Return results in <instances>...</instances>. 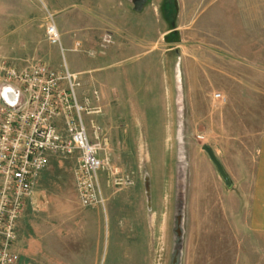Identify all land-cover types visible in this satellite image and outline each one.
<instances>
[{
	"label": "rangeland",
	"instance_id": "374dc122",
	"mask_svg": "<svg viewBox=\"0 0 264 264\" xmlns=\"http://www.w3.org/2000/svg\"><path fill=\"white\" fill-rule=\"evenodd\" d=\"M142 5L0 0V55L15 54L21 63L35 59L58 70L100 67L80 74V92L128 83L122 114L135 160L118 158L110 147L111 163L132 181L123 172L139 165L148 190L140 192L139 212L131 214L140 217L134 224L141 232L120 248L112 239L98 264H264V233L249 229L264 137V0H148ZM47 12L63 52L45 40ZM108 32L112 43L99 53ZM75 41L81 44L78 52L71 50ZM89 75L98 78L97 84L86 82ZM213 94L223 100L214 101ZM93 105L101 109L93 120L107 133L103 108ZM204 146L220 162L230 188Z\"/></svg>",
	"mask_w": 264,
	"mask_h": 264
},
{
	"label": "built area",
	"instance_id": "2783aa9c",
	"mask_svg": "<svg viewBox=\"0 0 264 264\" xmlns=\"http://www.w3.org/2000/svg\"><path fill=\"white\" fill-rule=\"evenodd\" d=\"M47 15L45 40L63 52L53 16ZM111 43L108 32L99 42V53ZM80 46L75 41L71 50L78 52ZM0 72V264H15L11 248L17 221L47 163L46 153H77L74 184L82 208L104 209L100 173L106 176V186L116 190L132 186L133 181L111 163L108 135L93 120L101 113L100 107L92 106L99 102V92L96 88L80 92L79 73L69 71L66 65L54 69L35 59L24 60L21 67L1 60ZM213 100L222 101L223 97L213 94Z\"/></svg>",
	"mask_w": 264,
	"mask_h": 264
},
{
	"label": "crops",
	"instance_id": "0c3cea01",
	"mask_svg": "<svg viewBox=\"0 0 264 264\" xmlns=\"http://www.w3.org/2000/svg\"><path fill=\"white\" fill-rule=\"evenodd\" d=\"M0 58V61L4 59L7 64L16 67L24 63V60L19 62L21 58L15 54L7 57L0 55ZM99 69L87 67L71 72L88 75ZM86 77V82L95 80L97 84V77ZM126 84L127 81L123 88L113 87L111 90L97 87L99 104L103 108L100 117H104L109 124L107 135L112 153L121 159L135 160V154L132 155L129 148L131 139L122 114L127 108ZM46 159L47 163L37 178L32 196L26 199L24 212L17 221L16 240L11 248L16 256L15 264H98L112 239L118 248L125 245L127 240L133 242L132 239L137 236H133V233H140L141 227H135L134 224L135 219L140 217L133 219L131 214L139 212L138 196L141 191L145 192L139 165L131 166V172L122 171L132 175L133 185L113 193L105 184V175L100 173L99 183L106 204L104 209H91L82 208L77 200L74 184L77 153L69 156L46 153ZM252 190L249 229L252 233H264V137L259 142ZM129 207H132V211L127 210Z\"/></svg>",
	"mask_w": 264,
	"mask_h": 264
},
{
	"label": "water",
	"instance_id": "95a60500",
	"mask_svg": "<svg viewBox=\"0 0 264 264\" xmlns=\"http://www.w3.org/2000/svg\"><path fill=\"white\" fill-rule=\"evenodd\" d=\"M203 149L208 154L211 162L215 166V169H216L217 173L219 174V176L221 177L222 181L224 182L225 186L227 188H230L231 182L229 181V178H228L227 174L225 173L223 167L221 166L220 162L215 158L212 151L208 147L204 146ZM146 180L147 179L145 178L144 179V182H145L144 185H145V190H148V184L146 183Z\"/></svg>",
	"mask_w": 264,
	"mask_h": 264
},
{
	"label": "flooded vegetation",
	"instance_id": "af4514ba",
	"mask_svg": "<svg viewBox=\"0 0 264 264\" xmlns=\"http://www.w3.org/2000/svg\"><path fill=\"white\" fill-rule=\"evenodd\" d=\"M132 2L134 3H138V6L139 4L141 5V7L143 6L142 4L145 2V4H147L148 0H131Z\"/></svg>",
	"mask_w": 264,
	"mask_h": 264
}]
</instances>
